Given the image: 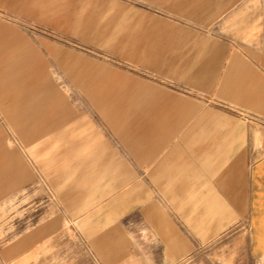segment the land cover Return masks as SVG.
Returning a JSON list of instances; mask_svg holds the SVG:
<instances>
[{
	"label": "rangeland",
	"instance_id": "obj_1",
	"mask_svg": "<svg viewBox=\"0 0 264 264\" xmlns=\"http://www.w3.org/2000/svg\"><path fill=\"white\" fill-rule=\"evenodd\" d=\"M0 264H264V0H0Z\"/></svg>",
	"mask_w": 264,
	"mask_h": 264
},
{
	"label": "crops",
	"instance_id": "obj_2",
	"mask_svg": "<svg viewBox=\"0 0 264 264\" xmlns=\"http://www.w3.org/2000/svg\"><path fill=\"white\" fill-rule=\"evenodd\" d=\"M196 2H188V3H186V5L189 6L188 7L189 9H191L192 7L194 8V10H193L194 12H191L193 14L196 11H199L200 8H202V6H203V4L201 2L200 3H196ZM187 34L188 33H186L185 35L187 37H190ZM185 42H186L185 45L194 43L193 40H185ZM137 53L141 55L142 59H145V60L150 61L151 62V65H153V66H157L158 65L161 69L164 68V69H167V71L171 69L170 68L171 67V64L172 63H175V58H177V57H174V58L168 59L166 57H162L159 54L158 55H150L148 53V51H146L145 49H143L142 46H139V48L137 49ZM192 55H193V53H190L189 55H186L185 57H183L180 60V63H182L184 66H188L189 65V62H190V60L192 58ZM228 66H229L228 67V69H229V75L234 74V75H238L239 77H242L243 80L247 84V88L245 89V92L244 91L234 92V91H232L230 89V85L228 84V81L225 80L223 82V85L220 88L221 95L231 94L232 95L231 96L232 101H234V102H241L242 101L241 100V96H243L247 92H251V91L255 90V88L258 85V80L256 78V75L253 74V73H251L246 68L245 65L242 66L241 60L238 57L231 58L229 60ZM210 70L211 69H209L206 66L205 67H202V69H200V71L198 72V77H201L204 80L208 79L209 78V75L211 73ZM167 73H170V72H167ZM259 74H262V72H258V75ZM198 124L201 127H210V128H214L215 126H218V125H221V126L224 125L223 122L221 121L220 117H218V115L214 114L210 110L205 111L201 115ZM217 194H218V196L223 197L222 194L219 193L218 191H217ZM242 209L243 208L239 206V208L237 210V213L241 214V212L243 211ZM228 221H229V217L228 216L227 217H224V218H222L220 220H218L215 225H213L212 227H210L209 233L210 232L211 233H214V232L217 233V232H219L221 229H223L225 227V225H226V223ZM184 243H185V245L188 243L187 239H184Z\"/></svg>",
	"mask_w": 264,
	"mask_h": 264
}]
</instances>
